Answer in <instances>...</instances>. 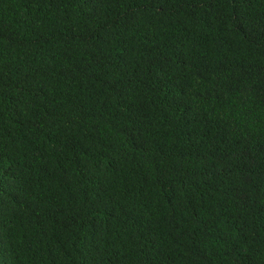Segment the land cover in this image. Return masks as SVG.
Instances as JSON below:
<instances>
[{
	"label": "trees",
	"instance_id": "1",
	"mask_svg": "<svg viewBox=\"0 0 264 264\" xmlns=\"http://www.w3.org/2000/svg\"><path fill=\"white\" fill-rule=\"evenodd\" d=\"M0 264H264V0H0Z\"/></svg>",
	"mask_w": 264,
	"mask_h": 264
}]
</instances>
